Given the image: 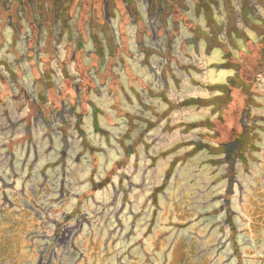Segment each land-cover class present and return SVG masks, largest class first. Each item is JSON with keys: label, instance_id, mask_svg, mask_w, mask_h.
<instances>
[{"label": "rangeland", "instance_id": "1", "mask_svg": "<svg viewBox=\"0 0 264 264\" xmlns=\"http://www.w3.org/2000/svg\"><path fill=\"white\" fill-rule=\"evenodd\" d=\"M232 189L264 264V0H0V264H184Z\"/></svg>", "mask_w": 264, "mask_h": 264}, {"label": "crops", "instance_id": "2", "mask_svg": "<svg viewBox=\"0 0 264 264\" xmlns=\"http://www.w3.org/2000/svg\"><path fill=\"white\" fill-rule=\"evenodd\" d=\"M242 194V193H241ZM252 196L249 195V198L246 202H247V208H246V213L244 210H240V212L242 214H245L248 217V231L246 232V236H247V240L248 241H255V237L252 234V229H251V216H250V212H251V200L250 197ZM240 202V208L242 207V199L240 198L239 200ZM238 202H237V194L236 192L233 193L231 200H229V213L232 214L231 216V220L229 222H232L234 224V222L236 221V216L238 213V208L237 207ZM218 209V211H216V214H214L213 212L209 211L208 208L207 209V213L205 216V221H201L203 218H197L196 220H190L188 223L189 225H191L192 227L196 226L197 229L201 228V233L197 232V233H191L190 237H187L185 239L186 246L184 251L188 254V262L184 263V264H205L207 261V257H208V253H210V249H208V246H212V243H210L211 241H219V244L221 241H226L223 245V247L220 248V250L217 251V254L215 255L214 259L208 261V264H212L213 262L216 264H237V260L240 259L239 255L237 253H235L236 250V246H235V241H240V239L237 237L236 235V231H238V236L240 235L239 230H236L237 226L236 224L233 226V228H231V225L229 223V225L227 227H225V230L230 229V237L229 239L226 237V233L223 231V228H221V226L223 225L220 222V218H221V210L220 208L216 207ZM205 209V210H206ZM240 213V214H241ZM214 216H216V218L218 217V219H216L215 222V218H213ZM241 217V216H240ZM213 222V224H211ZM225 225V224H224ZM232 231V233H231ZM244 232V231H243ZM238 238V239H237ZM178 241V240H173ZM198 241V242H196ZM229 241V242H228ZM200 242V243H199ZM174 243V244H175ZM231 245V249L232 251H234V253L231 255H229V259L226 260L225 258L227 257V252H229L228 250L230 249ZM174 246V245H173ZM213 247H215V245L213 244ZM251 247V245H250ZM173 248V247H172ZM172 250V249H171ZM250 253H255L256 254V249L254 251H252L251 249ZM191 252L192 255L189 253ZM241 253L243 254L244 252L241 251ZM255 254H250L248 256V262L251 263L254 260ZM221 259L223 261H221ZM214 260V261H213Z\"/></svg>", "mask_w": 264, "mask_h": 264}, {"label": "flooded vegetation", "instance_id": "3", "mask_svg": "<svg viewBox=\"0 0 264 264\" xmlns=\"http://www.w3.org/2000/svg\"><path fill=\"white\" fill-rule=\"evenodd\" d=\"M242 145H243L242 143H239V147H242ZM228 193H229L230 195H233V189H232L231 191H229V192L225 191L224 196H226ZM223 201H224V203H223L224 205H223V207H221V210H222L223 212H225V210H226V208H225L226 201H225V200H223ZM227 204H229V201H228ZM228 206H229V205H228ZM225 214H226V216H228V215H231V216H232V214H230V213H228V212H226ZM229 221H230V219H229L228 217H225V220H224L223 224H225V226L227 227V226L229 225V223H230ZM47 245H48V244H47ZM4 258H5V257H3V259H1L0 261L4 260ZM40 264H50V260H49V259H45V258H44V255L42 254Z\"/></svg>", "mask_w": 264, "mask_h": 264}]
</instances>
